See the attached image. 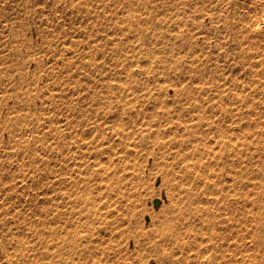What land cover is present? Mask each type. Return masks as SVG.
<instances>
[{
    "label": "rangeland",
    "instance_id": "rangeland-1",
    "mask_svg": "<svg viewBox=\"0 0 264 264\" xmlns=\"http://www.w3.org/2000/svg\"><path fill=\"white\" fill-rule=\"evenodd\" d=\"M262 19L0 0V264H264Z\"/></svg>",
    "mask_w": 264,
    "mask_h": 264
},
{
    "label": "bare ground",
    "instance_id": "bare-ground-1",
    "mask_svg": "<svg viewBox=\"0 0 264 264\" xmlns=\"http://www.w3.org/2000/svg\"><path fill=\"white\" fill-rule=\"evenodd\" d=\"M262 21H263V19H262ZM261 22V21H260ZM259 23V22H258ZM261 24H263L264 25V21L261 23ZM258 25V24H257ZM259 27H260V25H259ZM258 28V27H257ZM261 28V27H260Z\"/></svg>",
    "mask_w": 264,
    "mask_h": 264
},
{
    "label": "water",
    "instance_id": "water-1",
    "mask_svg": "<svg viewBox=\"0 0 264 264\" xmlns=\"http://www.w3.org/2000/svg\"><path fill=\"white\" fill-rule=\"evenodd\" d=\"M159 203V201H156V204H158Z\"/></svg>",
    "mask_w": 264,
    "mask_h": 264
}]
</instances>
